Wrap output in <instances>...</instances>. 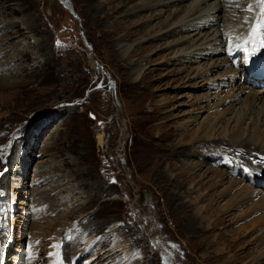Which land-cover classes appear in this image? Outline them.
<instances>
[{"label":"rangeland","instance_id":"rangeland-1","mask_svg":"<svg viewBox=\"0 0 264 264\" xmlns=\"http://www.w3.org/2000/svg\"><path fill=\"white\" fill-rule=\"evenodd\" d=\"M60 1L0 0V264H252L264 79L181 62L187 43L167 47L181 33L140 44L185 2L145 25L127 15L139 0H70L78 19ZM240 133L257 145L222 143Z\"/></svg>","mask_w":264,"mask_h":264},{"label":"bare ground","instance_id":"bare-ground-1","mask_svg":"<svg viewBox=\"0 0 264 264\" xmlns=\"http://www.w3.org/2000/svg\"><path fill=\"white\" fill-rule=\"evenodd\" d=\"M104 1L110 4L117 0ZM131 2L132 0H118L113 7V11H119ZM183 2H185V4H182ZM179 3L182 5H180L178 9L176 8L173 13L179 10H181V13L171 22L170 19H167L168 17H166L162 23H159L160 21L155 22L151 29L160 32L157 33V35L148 36V29H144L146 35L139 41L140 44L151 40L159 41L163 38H170L174 34L181 33L177 39L170 40L167 46L172 47L187 43L185 47H179L175 51V55L177 54L175 58L180 56L182 59L181 62L199 63L204 60L206 61L205 65L209 67V71H215L218 67L231 64V66L233 65L230 67L231 74L242 66L245 68V71H248L247 80L259 84V81L254 80L252 75L258 73V70L264 72L262 71V69H264V59H261L264 53V47H260L261 40L264 38H262L259 33H256L246 44L235 38L249 32L251 24H245L244 19L248 17L250 22L254 21L256 14L260 10V5L256 4L255 0H234V2L231 0H139L138 3H132L127 10V15L134 16L140 14L139 20L145 21V25H148L147 21L150 22L158 19L163 12ZM249 3L253 4V10L251 12L245 10ZM219 13L222 14L221 22L219 21ZM204 28H209L208 32H203ZM243 50V54H245V56L243 55L244 57H242ZM241 58H243L242 61H240ZM208 60L210 61L207 62ZM197 67H201V65L199 64ZM181 70H183V67H181ZM205 71L206 69L202 72ZM239 92L240 90L237 91V94H239ZM257 99L261 100L260 110H263V113L261 116L258 115V121L256 120L255 125L258 123L260 124L261 121L264 123V96ZM254 104L255 103H253L251 107ZM238 109L240 110V106L237 110ZM249 118V116L245 117V114L236 117L234 119L236 128L239 129L243 121ZM241 133L233 137L227 134L225 137L227 142L225 143L222 141V143L228 144L229 148L238 147V144L257 145V140H251L247 136L243 137ZM262 139L261 143L264 146V140ZM99 142H102L101 136H99ZM238 148L241 150L240 147ZM20 165L16 167L18 171L21 169V167L18 168ZM236 189L237 185H235L233 181H230L224 193L218 192V194H225L227 196ZM258 191L262 192L264 189L259 188ZM240 205V202L226 204L224 210L218 211L217 213L214 212L215 218L213 221H209L208 228L210 230L214 229L217 223L227 218V215L222 213H225L228 209L237 208ZM255 240H259V238H255ZM263 259L264 251L254 259L252 264H259Z\"/></svg>","mask_w":264,"mask_h":264},{"label":"snow or ice","instance_id":"snow-or-ice-1","mask_svg":"<svg viewBox=\"0 0 264 264\" xmlns=\"http://www.w3.org/2000/svg\"><path fill=\"white\" fill-rule=\"evenodd\" d=\"M255 3L260 5V10L256 14L254 21L250 22L248 17H245L244 19L245 24H251L249 32L235 38L244 44H246L256 33H259V35L264 38V0H255ZM245 10L251 12L253 10V4L249 3ZM260 47H264V39L261 40ZM0 195H2V193H0Z\"/></svg>","mask_w":264,"mask_h":264},{"label":"water","instance_id":"water-1","mask_svg":"<svg viewBox=\"0 0 264 264\" xmlns=\"http://www.w3.org/2000/svg\"><path fill=\"white\" fill-rule=\"evenodd\" d=\"M112 99H113V102L116 105V107H118L119 106V102H118V99L116 98V92H115L114 89L112 90ZM106 136H108V134ZM118 155H120V153H118ZM122 162H124V161L122 160ZM124 173H125V176L127 177L128 176V171H127L126 168H125Z\"/></svg>","mask_w":264,"mask_h":264},{"label":"trees","instance_id":"trees-1","mask_svg":"<svg viewBox=\"0 0 264 264\" xmlns=\"http://www.w3.org/2000/svg\"><path fill=\"white\" fill-rule=\"evenodd\" d=\"M70 14V13H69Z\"/></svg>","mask_w":264,"mask_h":264}]
</instances>
